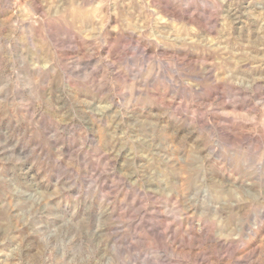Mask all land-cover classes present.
Returning a JSON list of instances; mask_svg holds the SVG:
<instances>
[{
  "label": "rangeland",
  "instance_id": "374dc122",
  "mask_svg": "<svg viewBox=\"0 0 264 264\" xmlns=\"http://www.w3.org/2000/svg\"><path fill=\"white\" fill-rule=\"evenodd\" d=\"M262 12L264 0H0V159L75 157L68 171L85 187L99 177L106 215L127 221L129 264H264V224L239 219L264 221ZM205 143L223 148L209 158Z\"/></svg>",
  "mask_w": 264,
  "mask_h": 264
},
{
  "label": "clouds",
  "instance_id": "9594fccd",
  "mask_svg": "<svg viewBox=\"0 0 264 264\" xmlns=\"http://www.w3.org/2000/svg\"><path fill=\"white\" fill-rule=\"evenodd\" d=\"M259 18L264 19V12ZM204 147L211 158L223 145L205 143ZM29 160L32 166L16 167ZM62 160L59 152L55 158H41L34 151L0 159V264H129L136 253L125 247L127 240L121 243L127 221L106 215L104 197L91 190L99 177L85 187L87 173L68 171L76 167L75 157L67 165ZM221 162L235 170L231 157ZM8 164L13 166L4 167ZM53 173L54 181L49 180ZM239 219L250 231L264 224L255 216ZM231 238L240 239L236 230Z\"/></svg>",
  "mask_w": 264,
  "mask_h": 264
}]
</instances>
